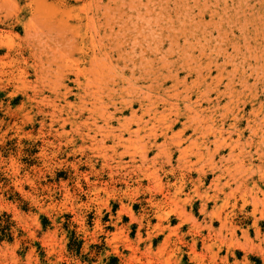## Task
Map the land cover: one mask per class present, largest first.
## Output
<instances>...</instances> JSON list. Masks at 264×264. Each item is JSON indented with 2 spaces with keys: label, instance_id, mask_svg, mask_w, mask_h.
Here are the masks:
<instances>
[{
  "label": "rangeland",
  "instance_id": "rangeland-1",
  "mask_svg": "<svg viewBox=\"0 0 264 264\" xmlns=\"http://www.w3.org/2000/svg\"><path fill=\"white\" fill-rule=\"evenodd\" d=\"M15 1L21 5L29 2L28 0ZM58 1L62 0H48V3L50 5ZM121 1H125L126 4ZM131 1L67 0V4L70 3L69 5L74 6L76 10L57 18L60 23L68 21L70 24L78 25L82 32H88L84 40L85 45L79 46L88 50L95 49L94 57L97 60L93 57L92 59L96 62L92 60L90 64V58L83 60L80 53L72 57L67 56L70 59L63 57V61L59 60L58 63L63 65L62 62H65L67 67L53 64L52 69H58L59 74L62 70L61 75L67 73L64 79L61 78L62 76L58 77L57 71L54 73L53 70L50 74L44 71L45 77L39 72L36 74L32 66L36 58L29 52H25L24 56L30 66L29 73L24 83L15 81L10 76L11 71L16 68L15 64L11 63V59L3 56L6 48L2 53L0 52V56L4 58L0 59V216L3 224L7 219L12 223V240L7 237L0 243V264H264V143H262L264 142V136H262L264 135V0H187L185 4H188V7L182 4L181 0H168V2L162 0L161 3L160 0H155L158 1L154 2L156 6L150 3L152 0H141L143 2L140 3L141 6L140 0ZM146 1L149 2L146 3ZM144 2L147 5L144 6ZM10 3L13 4V1L10 0ZM2 4L3 0H0V22L8 14L5 11L7 6L4 7ZM104 4L109 11L106 9V12ZM128 4L129 6L131 4L129 8ZM152 4L153 7L155 6V11L149 12L148 9ZM116 5L119 6L117 11L120 10V13L125 9L121 17L115 11ZM158 5L168 7L164 9V7L159 8L161 6ZM9 6L13 8L12 5ZM95 6L100 8L101 13L109 15L108 12H110L107 19L104 16L94 21L87 18L93 14L91 8ZM132 6L139 8L131 9ZM146 6H148L147 10ZM138 9L142 13L145 11L144 16L141 14L143 16L141 19H138L141 16L136 18L140 15H137ZM159 9H162L163 14L161 11L158 12ZM146 11L153 15L147 16ZM184 11H189L188 15L191 19L189 16H183L186 13ZM168 12L173 24L167 19ZM128 13L129 19L125 15ZM112 15H114L113 20H110ZM177 15L179 18L176 17ZM162 17L166 21L162 20ZM158 18L162 21H158ZM154 19L158 22L157 26L160 27L161 24L166 29L162 26L156 27L153 24ZM193 19H196L195 22ZM106 20L108 22H105ZM114 20L120 24L117 25ZM91 21L94 23L90 27ZM147 21L152 22L151 25ZM135 22H137L136 25H134ZM145 22L149 28H146V24L143 25ZM245 22L247 24H244ZM129 23L132 24L129 25L131 28L139 25L135 30L139 29L140 33H146L145 30H151L150 27H155L156 33H159L162 28L160 31L162 38L160 33H157L158 38L155 37L158 40L160 37L164 41L158 42L154 39L160 45L154 44V40H151V37L154 38L153 35H155L151 34L153 28L150 31L152 36L144 37L145 40L142 41L143 33L138 35V30L134 32L133 28L130 30L127 26ZM168 23H171L173 28ZM95 24L101 25L100 33L93 30L96 28ZM121 24H124V27ZM0 25L1 29H7ZM167 25H169L168 29ZM111 26L112 30L119 34L121 31L117 28L122 30L128 27V32L124 34L125 30H123L122 33L129 37L124 38L121 34L122 36L118 38L120 35L117 36L116 32L112 33H115L113 37H110L111 35L105 37L103 31L111 30ZM141 26L146 29H140ZM188 27L192 31H188ZM91 31L96 33V37L102 43L93 44L94 41L90 37ZM167 32L169 37L175 35L174 40L176 42L178 39L179 45L177 42V44L172 43L174 40L167 37ZM60 33L63 35V32ZM15 34L17 37L13 35L4 43L8 44L11 40L21 42L25 37L23 26L16 24ZM135 35H137L135 39L138 40L136 44L135 41L134 43L131 41L135 40L132 37ZM110 38L114 39L111 41ZM147 38L151 41H147ZM115 39L118 44L120 40H122L121 44L125 43L118 46ZM169 41H172V44ZM148 42L150 43L148 46L156 45L160 50L152 49L156 51L155 54L152 53L151 47L147 46ZM142 43L140 48L145 52L141 53L146 56L145 60L153 57L152 62L150 59L145 62L143 58H140L143 57L140 56L141 53H137ZM116 44L118 47L115 46V48L113 45ZM134 44L136 47L133 46ZM183 44L185 47H182ZM187 44L188 47H186ZM112 46L115 49H112ZM183 49H186L185 53ZM105 51L109 55H106ZM121 51L122 57L118 56ZM132 51L137 53L133 54L137 55L136 57L132 56ZM101 55H104V60ZM99 57L102 60H98ZM132 59L133 61H130ZM140 59L142 63L145 62L148 65L145 63L144 67L139 65ZM163 59L167 60L166 62H172L169 64V67H172L170 71L167 70L168 67L163 66L166 63ZM110 61L116 67L115 72L118 76L116 73L114 76L119 78L116 80L117 83H113V80H105L113 73L111 65L108 66L111 64ZM149 63L157 65V71L160 70L158 85H156L161 88L157 91L161 96L158 94L156 96L164 98H160L157 116L143 130V135L144 132L148 133L150 125H153L154 127L150 128L154 130L156 128L159 135L158 144L164 143L163 131L176 120L179 112H186L183 105L185 92V95L190 93L188 96L191 97L192 103L198 101V95L202 93L211 97L209 101H206L207 98L202 101V107L206 110L203 113L206 120L200 121L201 117H198L197 120L201 125H207V120L220 122L226 117L228 118L227 128L228 123L232 121L233 111L232 108L230 109L232 112L229 111L232 99L228 102L226 99L232 97L233 93V100H238L236 101L238 111L244 109L246 115L243 123L237 127L244 129V134L239 141L241 147L238 146L239 149L237 147L234 152L236 155L234 158L229 156L230 149L224 147L220 148V153L214 157L206 155L203 161L195 157L194 152L197 148L192 146L187 152L190 162L184 166L176 161L178 152L174 150L173 140L170 139L173 130L169 129L170 137L167 142L161 149L152 148L146 157L147 160L142 161L141 152L144 149L138 137L126 142L115 152L111 146L112 141L103 143L100 140L101 136L89 129L93 126L94 118L98 124L104 125V117H108L111 114L110 111L117 113L111 123L113 127H119V120L131 116L132 110H135L138 115L141 114L139 103H135L133 108L119 104L118 107L124 108L122 112L116 111L111 101L131 98L127 94L132 89L129 83L127 85L130 78L135 85L132 95L136 94V88L144 89V93L149 92L150 90L146 87L149 82L140 77L141 74L144 76V70L150 65ZM132 64H137L139 67L134 65L133 68ZM78 67L82 68L83 73L86 72L84 75L91 80L92 90L101 91L100 87H96L99 83L106 93L108 92L106 87L109 88L112 85L111 89H115H113L115 94L113 99L110 101L104 93V102L101 103L102 105L98 103L93 108L95 109L93 112L80 110L81 104L77 94L84 89L76 81L77 69L75 68ZM66 70L67 72H64ZM131 71L132 74H130ZM120 72L129 77L127 81L122 82L123 77ZM244 72L245 77H248L250 89L240 84L239 78ZM84 75L79 76L81 81L85 79ZM257 75L258 78H256ZM56 76L61 78L60 82ZM163 76L167 77L164 79ZM50 82L52 85L59 82L61 89L52 91ZM227 82H232L230 88L233 89L234 86L236 92L227 93L232 90L230 88L226 90ZM121 85H126L127 88L123 86L124 89ZM65 86L70 87L68 100L61 96L66 90H64ZM171 86L173 87L170 88ZM190 86L192 89L187 90ZM205 87H207V93ZM217 88L228 95L224 94L219 98L220 100L217 99L215 94ZM176 89L180 91L176 92ZM167 94H171L170 98L166 96ZM162 99L167 100L162 101ZM89 116L90 121L87 122L86 119ZM209 116L213 119H209ZM248 117L250 124L246 120ZM147 118L149 119L148 116ZM185 121V117H182L174 131L182 128ZM249 125L252 130L248 129ZM191 134L193 132L189 130L188 135ZM94 136L97 140L93 139ZM233 137L238 139L237 132L233 133ZM210 139L212 141L214 137L210 136ZM187 144L184 143V146ZM123 147H126L125 150L128 152H125ZM169 148L174 154L170 161H168ZM211 148V151H214V144H211ZM131 156L135 159L132 160ZM227 163L234 166L231 172L235 168L232 172L235 174L231 173L230 177L226 174L222 179L223 182L229 180L230 187H226L225 191L217 188L213 180L221 172L219 167ZM182 173L186 175V187L183 191H179L177 186ZM198 174L203 175L202 181L196 186L193 180L197 179Z\"/></svg>",
  "mask_w": 264,
  "mask_h": 264
},
{
  "label": "bare ground",
  "instance_id": "bare-ground-1",
  "mask_svg": "<svg viewBox=\"0 0 264 264\" xmlns=\"http://www.w3.org/2000/svg\"><path fill=\"white\" fill-rule=\"evenodd\" d=\"M13 1V4H11L10 3V0H6V1H4L3 0V6L4 7H6V10L5 11H7L8 12V14H7V16H5V18H4V20L2 19V22H0V24H2L3 26H5V27H7V29H1V27H0V52L2 53L3 52V50H5L4 48H6V52H5V55H3L4 57H7V58H9V59H11L12 61H11V63H13V64H15V69L14 70H12L11 71V74H10V76H11V78L13 79V80H18V81H20L21 83L23 82L24 83V80H25V78H26V75L29 73V68H30V66H29V64H28V60H27V58H25V52H29L30 53V55L33 57H35L36 58V61H35V63H33V68L36 70V74L39 72L40 74H43L44 75V77H45V74H44V71H47V73L49 72V74L50 73H52V70H53V72L54 71H57L58 69H52L53 67H52V65L53 64H55V66H56V64L57 65H59L60 63H58V61L59 60H61V61H63V57H67V56H69V57H72L74 54H76V53H80V55L82 56V58H83V60L84 59H87V58H90V64H92L91 63V61L93 60L92 58L95 56V49L93 50V49H91V50H88V48H85V47H83V46H79L80 44L81 45H85V37L86 36H88V32H82L81 31V28L78 26V25H73V24H70L68 21H65V22H63V23H60L59 22V20H58V18H57V16H60V17H63L64 16V14H68V13H70V12H72V11H75L76 10V8L74 7V6H71V5H69L70 3H68L67 4V0H62V1H58V3H55V4H50L49 5V3H48V0H28L29 2H27L26 4H24V5H21L19 2H17V1H15V0H12ZM75 1H77V0H75ZM131 1V0H130ZM137 1V0H136ZM136 1H135V3H136ZM161 1L162 0H160V3H161ZM165 1V0H164ZM194 1V0H193ZM245 1V0H244ZM257 1V0H256ZM122 2V1H121ZM120 2V3H121ZM124 2V3H123ZM122 3L123 4H126L125 3V1H123ZM132 2V1H131ZM130 2V3H131ZM142 1L140 0V2H139V4L141 3ZM147 2H149V1H146V3ZM154 2H158V1H155V0H152V2L150 1V3H153L154 4ZM167 2H168V0H167ZM181 2H182V4H185V3H187V0H181ZM180 2V3H181ZM5 3V4H4ZM8 3V4H7ZM86 3V2H85ZM88 3H89V1H88ZM143 3V2H142ZM145 2H144V6L145 5H147ZM177 3V2H176ZM180 3H178V5L180 4ZM73 4V3H72ZM75 4V3H74ZM94 4H96V3H94ZM122 4V5H123ZM134 4V3H133ZM153 4H152V6H150L151 8H149L148 9V6H146L147 8H146V10L148 9V11L150 12V10H151V12H154L155 11V6L153 7ZM158 4V3H157ZM235 4H237V3H235ZM239 4V3H238ZM9 5H12V7L13 8H10V6ZM97 5V4H96ZM98 5H99V3H98ZM103 5V4H102ZM106 5H108V2H106ZM105 4H104V9L106 10V9H108V8H106L105 6H106ZM110 5V4H109ZM119 5H121V4H119ZM136 5H138V4H136ZM135 5V6H136ZM188 5V4H187ZM186 4H185V6H187ZM113 7H114V5H112ZM124 6V5H123ZM130 6H131V4H130ZM129 6V4H128V8L130 7ZM134 6V7H135ZM140 6H141V4H140ZM158 6H161V7H159V8H163L164 6H162V5H158ZM157 6V7H158ZM166 6V5H165ZM180 6V5H179ZM189 6V5H188ZM187 6V7H188ZM253 6V5H252ZM102 7V6H101ZM108 7V6H107ZM109 7H111V6H109ZM113 7H111V9L113 8ZM117 7H119V6H117L116 5V8ZM168 7V6H167ZM166 7V8H167ZM1 8V7H0ZM135 8H139L138 6L137 7H135ZM135 8H133V6L131 7V9H135ZM152 8H153V10H152ZM165 7H164V9H166ZM178 8V7H177ZM9 9V10H8ZM84 9V8H83ZM87 9V8H86ZM104 9H103V11H104ZM171 9V8H170ZM85 10V9H84ZM98 10H100V8L99 7H93V8H91V12H93V14L91 15V16H88L87 18H89L90 20H95V19H97V18H99L100 19V17L101 16H104L105 17V19H107V16H109L110 15V12H108L109 13V15L108 14H106V13H104V12H102L101 13V10L100 11H98ZM115 10V9H114ZM118 10V8L115 10L117 13H119V17H121L122 15L121 14H124L123 13V11L125 12V9L124 10H121L122 12L120 13L119 11H117ZM130 10V9H129ZM139 10V9H138ZM158 10V9H157ZM162 10V9H161ZM160 9H159V11L158 12H160L161 11ZM174 10V9H173ZM224 10V9H223ZM108 11H109V9H108ZM136 11H137V9H136ZM175 11V10H174ZM179 11H180V9H179ZM217 11V10H216ZM106 12H107V10H106ZM113 12V11H112ZM111 12V13H112ZM145 12V11H144ZM143 12V13H144ZM147 12V11H146ZM149 12H147V16H149L150 15V13ZM176 12V11H175ZM184 12H186V11H184ZM189 12V11H188ZM188 12H186L187 13V15H186V13H184V15H183V13H182V15L183 16H189L188 15ZM201 12V11H200ZM142 12H141V10H139V13L137 12V15L138 14H140L139 16H137L136 18H138V17H140V18H138V19H141V18H143V16H144V14H143ZM249 13V12H248ZM86 14H87V12H86ZM113 14V13H112ZM114 14H115V12H114ZM143 16H142V15ZM152 15H153V13H151ZM158 15L160 14V13H157ZM161 14H163L162 13V11H161ZM169 14V12L167 13V15ZM200 14V13H199ZM87 15H89V14H87ZM118 15V14H117ZM126 15V17L129 15V13L128 14H125ZM130 15H131V13H130ZM152 15H150V16H152ZM158 15H157V17H158ZM165 15V14H164ZM178 15H180V14H178ZM176 16V17H178L179 18V16ZM239 15V14H238ZM237 15V16H238ZM260 15V14H259ZM55 16H56V18H55ZM146 16V15H145ZM149 16V17H150ZM195 16V15H194ZM114 17V15H112L111 16V18H109L110 20H113L112 18ZM118 17V16H117ZM116 17V18H117ZM204 17V16H203ZM6 18H8L7 19V21H5V19ZM124 18H125V16H124ZM128 19H129V17H127ZM135 18V17H134ZM145 18H147V17H145ZM144 18V19H145ZM170 18V15H168V17H167V19L170 21H173L172 19H169ZM183 18V17H182ZM199 18V17H198ZM115 19V18H114ZM117 19H119V18H117ZM117 19H115V20H117ZM127 19V20H128ZM150 19H152V18H150ZM149 19V20H150ZM157 19V18H156ZM162 20H164V21H166V19H163V17L161 18ZM160 18H158V21H162ZM177 19V18H176ZM189 19H191V17L189 16ZM115 20H114V23H116L115 22ZM119 20H124V19H119ZM127 20H125V21H127ZM137 20V19H136ZM135 20V21H136ZM179 21H180V19H178ZM182 20V19H181ZM196 20V19H195ZM195 20L193 19V21L195 22ZM0 21H1V19H0ZM93 21H91V24L89 25L90 27L92 26V24L94 23ZM141 22H144V20H140ZM151 21V20H150ZM154 21V23L153 24H155L156 25V27H159V26H157V24H158V22L157 21H155V19L153 20ZM170 21V22H171ZM212 21V20H211ZM87 22H88V20H87ZM101 22V21H100ZM105 22H108V20H106ZM110 22V21H109ZM130 22V21H129ZM131 22H132V24H133V21L131 20ZM148 22V21H147ZM168 22V21H167ZM121 23H123V22H121ZM140 23V22H139ZM150 25H151V23L152 22H148ZM172 23V22H171ZM171 23H168V24H171ZM184 23H186V21L184 22ZM190 23V22H189ZM199 23V22H198ZM250 23V22H249ZM248 23V24H249ZM16 24H20L21 26H23V28H24V31H25V39L23 38V40L20 42V41H15V40H11L8 44H5L4 43V41L5 40H10L12 37H13V35H15V37H17L16 35L17 34H15V28H16ZM88 24V23H87ZM101 24H102V22H101ZM106 24H108V23H106ZM117 25L118 24H120V23H118V21H117V23H116ZM125 24V26H126V23H124ZM123 24V25H124ZM131 23H129V24H127V26L129 27V25H130ZM131 24V25H132ZM137 24V22H135V24L134 25H136ZM141 24V23H140ZM143 24V23H142ZM146 24V25H145ZM173 24V23H172ZM172 24H171V26H172ZM200 24V23H199ZM243 24V23H242ZM244 24H247V22H245ZM110 25H112V24H110ZM109 25V26H110ZM122 25V24H121ZM121 25H119V27L121 26ZM122 25V27H124ZM143 25H145L146 26V28L148 27V24L145 22ZM203 25V24H202ZM1 26V25H0ZM105 26V25H104ZM162 25L160 24V27H161ZM169 25H167V29L169 28L168 27ZM184 26V24L182 23V27ZM193 26V25H192ZM89 27V28H90ZM95 29H93V30H96V32L97 33H100V28H101V25L100 24H95ZM107 27V26H106ZM127 27V28H128ZM139 27V25L138 26H135L134 28H133V26H132V28L134 29V30H132V28L131 27H129L130 28V30H132L133 32L134 31H137L138 30V32H137V34L138 35H140L141 33H143V32H139V29H137V30H135L136 28H138ZM142 27V26H141ZM140 27V29H143V27L141 28ZM159 27V28H160ZM181 26H180V28H182ZM190 27V26H189ZM188 27V28H189ZM195 27V26H194ZM111 28V30H108L107 32L104 30L103 31V33H104V35H105V37H108V36H110V37H113V35H115V33L114 34H112L113 32H116L115 30H112V26L110 27ZM109 27H108V29H110ZM126 28V27H125ZM127 28L126 29H122V30H119V28H117L118 29V31H121V34L123 35V33H122V31L123 30H125L124 31V34H125V32L127 33L128 32V30H127ZM145 28V29H146ZM149 28V27H148ZM151 28V30H152V28H153V31L155 30L154 28L155 27H150ZM162 28H165V26H162ZM162 28H161V30L160 31H162ZM171 28H173V26L171 27ZM185 28V27H184ZM188 28H186V29H188ZM145 29H143V30H145ZM166 29V28H165ZM183 29V28H182ZM185 29V30H186ZM91 30V29H90ZM127 30V31H126ZM129 30V31H130ZM143 30H141V31H143ZM151 30H149V29H146L145 31H146V33H143L142 35V41H144L145 39H144V37L146 38V37H148L149 35L150 36H152L151 34H155V35H153L154 36V38L153 37H151V40L153 39H156V37L158 38V36H157V33H156V31L157 30H155V33H153V31H151ZM242 30V29H241ZM147 31H149V32H147ZM150 31H151V34H150ZM159 31V33H160V37L162 36V34H161V32ZM168 31V30H167ZM181 31V30H180ZM188 31H192V29H190L189 28V30ZM60 32H63V35H61V33ZM65 32V33H64ZM108 32H110L109 34H108ZM182 32V31H181ZM59 33V34H58ZM117 33V32H116ZM148 33V34H147ZM158 33V34H159ZM169 33H171V32H169ZM195 33V32H194ZM96 34V33H95ZM92 31H91V33H90V37L93 39V41H94V43L93 44H97V42H100V39L98 38V37H96V35H95ZM121 34H119V32L116 34L117 36L118 35H120V36H118V38H120L122 35ZM145 34H147V36L145 35ZM183 34H185V33H183ZM100 35V34H99ZM98 35V36H99ZM130 35V34H129ZM145 35V36H144ZM166 35H168L167 37H169V34H168V32L166 33ZM178 35V34H177ZM192 35H194L193 33H192ZM101 36V35H100ZM129 37L128 35H123L122 37ZM137 35H135V36H132V37H134V39H135V37H136ZM156 36V37H155ZM164 36V35H163ZM171 36H172V33H171ZM189 36V35H188ZM159 37V40L160 41H162L161 40V38ZM178 37V36H177ZM198 37V36H197ZM90 38V39H91ZM96 38V39H95ZM114 38H115V36H114ZM114 38H110L111 39V41L114 39ZM117 38V37H116ZM117 38V39H118ZM123 38V39H124ZM164 38H166V36L164 37ZM170 38V40H171V38H173V40H174V38H175V35H174V37H169ZM179 38V37H178ZM185 38V37H184ZM99 39V40H98ZM103 39H104V37H103ZM117 39H115V41H116V43L118 42L117 41ZM122 39V38H121ZM122 39V40H123ZM139 39V38H138ZM176 39V38H175ZM122 40H120V42L122 41ZM126 40V39H125ZM136 40L137 39H135V40H131L132 42L133 41H135V44L137 43L136 42ZM151 40H148V38H147V41H151ZM152 40V41H153ZM156 40H158V39H156ZM159 40H158V42H159ZM188 40V39H187ZM199 40V39H198ZM102 41V40H101ZM108 41V40H107ZM138 41V40H137ZM139 41H141V40H139ZM164 41V40H163ZM162 41V42H163ZM184 41H185V39H184ZM189 41V40H188ZM191 41V40H190ZM197 41V40H196ZM104 42H106V41H104ZM119 42V44H118V46H120V45H123V43H125V42H123L122 44ZM153 42H155V40L153 41ZM170 43L172 42V41H169ZM176 42L178 43V45H179V42H178V39L176 40ZM175 42V40H174V42H172V43H174V44H177ZM100 43H102V42H100ZM99 43V44H100ZM134 43V42H133ZM132 43V44H133ZM140 42H138V44H139ZM149 43V42H148ZM161 43V42H160ZM171 43V44H172ZM117 44L116 45H113L114 47L116 46V47H118L117 46ZM127 44V43H126ZM133 45L134 47H136V45ZM137 44V45H138ZM146 44V43H145ZM154 44H159V43H154ZM162 44V43H161ZM109 45V44H108ZM107 45V46H108ZM111 45V44H110ZM143 45V43L142 44H140L139 45V48L141 47ZM148 45H150V43L149 44H147V46ZM153 45V44H152ZM156 45H154V46H156ZM160 45V44H159ZM169 45V44H168ZM186 45V44H185ZM4 46H6V47H4ZM112 46V47H113ZM154 46L153 47H151V46H148V47H151V49L150 50H152V49H157L158 47V45L154 48ZM180 46H182V45H180ZM189 45L187 44V46L186 47H188ZM112 47H110V48H112ZM112 48V49H115V48ZM133 47V48H134ZM144 47V46H143ZM169 47H170V45H169ZM182 47H185L184 46V44H183V46ZM264 47V46H263ZM168 48V47H167ZM166 48V49H167ZM173 48V47H172ZM171 48V49H172ZM111 49V50H112ZM121 49V48H120ZM170 49V48H169ZM121 50H123V49H121ZM140 51H138L137 53L138 54H140L141 52H145V51H143V49H139ZM158 51L160 50V49H157ZM164 50V49H163ZM186 50V49H185ZM185 50L183 49V51H184V53H185ZM134 51V50H133ZM132 51V52H133ZM153 51H155V50H152V53H156V51L155 52H153ZM173 51V50H172ZM102 52H103V50H102ZM106 53V55H109V54H107L108 52L107 51H105ZM127 52H128V50H127ZM131 52V53H132ZM120 53H122V51L121 52H119V54H118V56H120L121 54ZM136 52H133L132 53V56L133 57H136V56H134L133 54H135ZM136 53V54H137ZM143 53H141L140 54V56L142 55L143 56ZM173 53V52H172ZM188 53V52H187ZM191 53V52H190ZM91 54V55H90ZM249 55V54H248ZM3 56H0V59H4V58H2ZM102 56V55H101ZM131 56V55H130ZM185 56V55H184ZM69 57H67L68 59H70ZM106 57V56H105ZM117 57V56H116ZM121 57H122V55H121ZM145 57V58H144ZM148 57H149V55H148ZM147 57V58H148ZM162 57V56H161ZM189 57V56H188ZM131 58V57H130ZM140 58H143L144 60L146 59V56H143V57H140ZM153 58V57H152ZM151 58V59H152ZM163 58V57H162ZM251 58V57H250ZM71 59H73V58H71ZM94 59L95 60H97L95 57H94ZM102 59L104 60V55L102 56ZM101 59V57H99L98 58V60H102ZM110 59V58H109ZM150 59V58H149ZM149 59H147V60H145V62H147ZM150 59V60H151ZM157 59H158V57H157ZM157 59H155L156 61H160V60H157ZM67 60V59H66ZM95 60H93L94 61V63L96 62ZM164 60V59H163ZM2 61V60H1ZM4 61V60H3ZM60 61V62H61ZM92 61V62H93ZM130 61H133V59L132 60H130ZM140 61V63H138L139 65H142L143 67H144V63H142L141 62V59L139 60ZM138 61V62H139ZM165 62L167 61V60H164ZM164 61H161V62H164ZM97 62H99V61H97ZM105 62V61H104ZM151 62H152V60H151ZM164 62V63H165ZM182 62V61H181ZM187 62V61H186ZM216 62V61H215ZM63 63V65H61V66H66V64L67 63H65V62H62ZM65 63V64H64ZM93 63V64H94ZM110 63L111 64H109L108 66H110L112 69H113V73H112V71H111V73H112V75H108V79L106 78L105 80H107V81H112L113 80V83L115 82V83H117V81L116 80H118L119 78L118 77H116V76H114L115 75V68L116 67H114V64H112V62L110 61ZM163 63V64H164ZM170 63H172V62H170ZM169 62H166L163 66L164 67H168L167 68V70L168 71H170V68H172V67H169V64H170ZM199 63H200V61H199ZM210 63H212V62H210ZM48 64H49V66H48ZM108 64V63H107ZM126 64H127V62H126ZM125 64V65H126ZM146 64V63H145ZM150 64V63H149ZM153 63H151L148 67H146V70H144L145 71V74H144V76H142V74H141V76L140 77H142L143 79H145V81H147V82H149V85H147L146 87L150 90L148 93L146 92V93H144V89H140V88H136L135 90H136V94H134V95H132V90H133V88L135 87V85H134V82H132L133 80L130 78L129 79V81L127 82V85H129L130 84V86L132 87V89L130 90V91H125V92H127V94H128V96H131V98L129 99V98H127V99H125V98H121L122 100L121 101H114V100H112L113 99V97L115 96V94H114V90L113 89H111L112 88V85L109 87V88H107L106 86H104V87H106V91H108L107 93L106 92H104L103 91V87L101 88V83H99V84H97L96 85V87H100L99 88V90H101V91H95V90H92L93 88H91V80L89 79V78H87L85 75H84V73H86V72H84L83 73V69L82 68H75V69H77V73H76V76H77V83H79V86L81 85V87L84 89V90H80V92L77 94V96H78V98H79V100H80V104H81V107H80V110H81V112H83V111H86V112H93L94 110H93V108L94 107H96L97 106V104L99 103V105L102 103V102H104V93H106V96H108V98H109V100L111 101V103L113 104V106H115V110L116 111H122L123 112V109L124 108H122V106H120V107H118V105L120 104V105H125V106H128V107H131V108H133L134 107V104L135 103H139V105H140V108H141V114L140 115H138L137 113H136V111L134 110H132V114H131V116H127V117H124V119L123 120H119V123H120V125H119V127H113L112 125H111V123H112V120L116 117V112H113L112 113V111H110L111 112V114H109L108 115V117H104L105 119H104V125H102V123L101 124H98V121L97 120H95L96 118H94L93 120H92V128L91 127H89V129L90 130H93L96 134H99L100 136V140L103 142V143H106L107 141H112L113 142V144L111 145L112 146V148H113V150L116 152L118 149H119V147H121V146H124L125 145V143L126 142H128V141H131L134 137H138V139L140 140V142H141V144H142V147H143V151L141 152V160L142 161H146L147 160V156H148V153H149V151L152 149V148H154V147H157V148H159V149H161V147L167 142V140L169 139V129H171V130H173V135H172V137H170V139H172L173 140V143H174V150L176 151V152H178V156H177V162L178 163H180V164H183L184 166H185V164H187V163H189L190 162V160H188V158H189V156H188V154H187V152L189 151V149H190V147H192V146H196V148H197V150L194 152V154H195V157H197L198 159H200V160H203L204 161V157L206 156V155H208L209 157H214V155H217L218 153H220V148H224V147H227V148H229L230 149V157H232V158H234L236 155H235V151H236V149H237V147L238 146H240V144H239V141L241 140L240 138L243 136V134H244V129H242L241 130V128H237V127H239L242 123H243V120H245V117H246V115H245V113H244V109H241V110H239L238 111V104H236V101H238V100H233V93L232 92H236L235 90H234V86H233V89L232 88H230L231 87V84H232V82L230 83V82H227L226 83V87H227V89L226 90H228V88H230V89H232V90H230V91H228L227 93L228 94H231L232 93V97H229L228 99H226L227 100V102H228V100L229 99H232V101L230 100V104L232 105L230 108H229V111H231L230 109L232 108V111H233V113H232V121L230 122V123H228V127L226 128V125H227V119H226V117H224L225 119H223L222 121H220V122H216V121H206V124L207 125H201V123L197 120L198 119V117L200 118V121H201V119H203L202 121H204V119L206 120V116H204V112L206 111L205 109H203V107H202V101L205 99V98H207V100L206 101H209L210 100V96H207L206 94H204V93H202V94H200V95H198V101H194V103H192L191 102V97L190 96H188L187 94L185 95V93H183L184 95L183 96H185V104L183 103V105H185V111L186 112H183V111H181V112H179L180 114L178 115L177 113V118H176V120L175 121H172L171 122V125L168 127V128H166L164 131H163V133H162V136L165 138V141H164V143L162 142V144L161 145H159L158 143V137H159V135L157 134V132H156V128H155V130H154V128H150L151 126H153V125H150V127H149V129H148V133L146 132H144V135H143V130H145V128H146V126H149L148 124L150 123V122H153V120L155 119V117L157 116V106H158V102H159V100H161L160 98H164V97H158V96H161V95H159L158 94V90H160L161 88L160 87H157V82L159 81V77H160V75L158 74V71H160V70H158L157 71V69H156V66H154V65H152ZM101 65V64H100ZM135 65V64H134ZM133 64H132V67L134 66ZM146 65H148V64H146ZM1 66V65H0ZM45 66H46V68H45ZM64 66V67H65ZM116 66V65H115ZM123 66V65H122ZM121 66V67H122ZM135 66H137V68L139 67L137 64L135 65ZM162 66V65H161ZM160 66V67H161ZM192 66H194V65H192ZM220 66H222L223 67V65H220ZM220 66H217L218 68H220ZM256 66V65H255ZM11 67V66H10ZM60 67V66H59ZM64 67H62V69L64 68ZM67 67V66H66ZM101 67V66H100ZM121 67H120V69H121ZM128 67V66H127ZM130 67V66H129ZM187 68L189 67V65L188 66H186ZM200 67V66H199ZM201 67H202V65H201ZM201 67H200V69H201ZM106 68V67H105ZM125 68V67H124ZM134 68V67H133ZM132 68V69H133ZM157 68H159V66L157 67ZM182 68V67H181ZM224 68V67H223ZM59 69H61V68H59ZM123 69V68H122ZM130 69H131V67H130ZM197 69V68H196ZM210 69V68H209ZM87 70V69H86ZM179 70V69H178ZM177 70V71H178ZM190 70V69H189ZM207 70H208V67H207ZM71 72H72V70H70ZM99 71V70H98ZM140 71V70H139ZM64 72H67V70L66 71H64ZM109 72V71H108ZM189 72V71H188ZM46 73V72H45ZM55 73V72H54ZM57 73H58V77L60 76H62L61 78L62 79H64L65 77H67V73L64 75H61V73H63V71L61 70V73L59 74V71H57ZM121 74V77H123L122 78V82L123 81H127L128 80V78L124 75V73H122V72H120ZM139 73V72H138ZM144 73V72H143ZM160 73V72H159ZM169 73V72H168ZM177 72H175V74H176ZM81 74H83L84 75V77H85V79L83 80V81H81L80 79H79V76L81 75ZM108 74V73H107ZM130 74H132V71L130 72ZM129 74V76L131 77V75ZM170 74H174V73H172V72H170ZM199 74H201V73H199ZM198 74V75H199ZM116 75H117V73H116ZM177 75V74H176ZM38 76V75H37ZM41 76V75H40ZM118 76V75H117ZM133 76H136V75H133ZM170 76V75H169ZM51 77V76H50ZM57 77V76H56ZM56 77L54 78L55 80H56ZM57 77V79H58V81L60 82V79ZM69 77V76H68ZM101 77V76H100ZM106 77V76H105ZM137 77H138V75H137ZM164 77H167V76H163V78ZM171 77H172V75H171ZM171 77H169V78H171ZM175 77H177V76H175ZM205 77V76H204ZM204 77H201V78H204ZM8 78V77H7ZM94 78V77H93ZM102 78V77H101ZM136 78V77H135ZM135 78H134V80H135ZM216 78V77H215ZM256 78H258V75H257V77ZM9 79V78H8ZM39 79H40V77H39ZM45 79V78H44ZM165 79V78H164ZM240 80V84L243 86V87H247L248 89H250L249 87H251L250 85H249V82H248V77H245V72L244 73H242L241 74V77L239 78ZM178 80V79H177ZM27 81V80H26ZM43 81V80H42ZM107 81H105L106 83V85H108L107 84ZM136 81H137V78H136ZM209 81V80H208ZM48 82V81H47ZM59 82L57 83V84H59ZM161 82V81H160ZM176 82V81H175ZM17 83H19V82H17ZM20 83V84H21ZM51 83V82H50ZM53 84L52 85V83H51V85L50 84H48V85H50V89H52V91H56V90H59V89H61V87H60V84L59 85H57V84ZM62 83V82H61ZM129 83V84H128ZM138 83V82H137ZM180 83V82H179ZM182 83H184V82H182ZM208 83H210V82H208ZM36 84V83H35ZM93 84V83H92ZM104 84V83H103ZM157 84V85H156ZM214 84V83H213ZM220 84V83H219ZM54 85L57 87H54ZM134 85V86H133ZM138 85V84H137ZM136 85V86H137ZM142 85V84H141ZM145 85V84H144ZM161 85V87H163V85L162 84H160ZM185 85H186V82H185ZM22 85H20V87H21ZM122 86V85H121ZM123 86H125L126 87V85H123ZM122 86V87H123ZM174 86V85H173ZM173 86H171L170 88H172ZM176 86V85H175ZM187 86V85H186ZM80 87V88H81ZM85 87H87V88H89V89H86ZM138 87H140V86H138ZM70 87H67V86H65V88H64V90H65V92H63L62 93V97L65 99V100H68V94L70 93V89H69ZM98 88H95L96 90H98ZM116 88V87H115ZM124 88V87H123ZM127 88V87H126ZM188 88H191V86L190 87H187V90H189ZM214 88V87H213ZM253 88V87H252ZM125 89V88H124ZM167 89H169V87L167 88ZM186 89V88H185ZM192 89V88H191ZM255 89V88H254ZM165 90V89H164ZM177 90V89H176ZM176 90H174V91H176ZM187 90H185V91H187ZM202 90V89H201ZM214 90V89H213ZM134 91V90H133ZM178 91H180V90H177L176 92H178ZM205 91H206V93H207V87H205ZM42 92V91H41ZM168 92V91H167ZM171 93H172V91H170ZM170 92H168V93H170ZM202 92V91H201ZM216 93V98L217 99H219L221 96H223L224 94H225V92L223 93L222 91H220L218 88H217V90L215 91ZM255 92H257V91H255ZM254 92V93H255ZM142 93V94H141ZM156 94H158V96H156ZM178 94V93H177ZM204 94V95H203ZM228 94H225V95H228ZM238 94V93H237ZM182 95V94H181ZM206 95V96H205ZM122 96V95H121ZM168 98H170V96H171V94H167L166 95ZM187 96V97H186ZM230 96V95H229ZM255 97H256V94L254 95ZM120 97V96H119ZM173 97V96H172ZM175 97H176V95H175ZM210 97V98H209ZM239 97V96H238ZM59 98V97H58ZM158 98V100H156ZM184 98V97H183ZM227 98V97H226ZM119 99V98H118ZM196 99V98H195ZM194 99V100H195ZM167 100V99H166ZM165 99H162V101H166ZM220 100V99H219ZM218 102V101H217ZM216 102V103H217ZM108 104V103H107ZM245 104V103H244ZM102 105V104H101ZM104 105V104H103ZM108 105H110V104H108ZM161 105V104H160ZM218 105V104H217ZM227 105V104H226ZM218 106H220V105H218ZM217 106V107H218ZM212 107H214V106H212ZM211 107V108H212ZM229 107V106H228ZM104 108H106V107H104ZM206 109H208V108H206ZM226 110H228L227 109V106H226ZM75 111V110H74ZM160 111V110H159ZM214 111V110H213ZM212 111V112H213ZM231 111V112H232ZM236 111V112H235ZM238 111V112H237ZM109 112V111H108ZM211 112V113H212ZM223 112V111H222ZM220 114H221V112H220ZM248 114V113H247ZM73 116H75V114H73ZM96 116V115H95ZM95 116H93V117H95ZM147 116L149 117V119L147 118ZM207 116H208V114H207ZM258 116V115H257ZM63 117V116H62ZM101 117H102V115H101ZM118 117V116H117ZM159 117V116H158ZM182 117H185V119H186V121L183 123V127L182 128H180V129H178L177 131H174L175 130V126H176V124H178V123H180L181 122V118ZM203 117H205V118H203ZM210 117V116H209ZM249 117H251V116H249ZM249 117L246 119L247 120V122H248V124H250V119H249ZM259 117V116H258ZM147 118V119H146ZM218 118V117H217ZM74 119H76V117L74 118ZM88 119V120H87ZM86 119V121L88 122V121H90L89 119H90V116L88 117ZM209 119H213V117H210ZM252 119V118H251ZM63 120H64V118H63ZM253 120H257V119H255V118H253ZM85 122V121H84ZM254 122V121H253ZM256 122H258V121H256ZM82 123V122H81ZM146 123V124H145ZM170 123V122H169ZM79 124V123H78ZM86 124H88V123H86ZM152 124H154V123H152ZM204 124V123H203ZM76 125V124H75ZM84 125V124H83ZM246 126H248V125H246ZM154 127V126H153ZM259 127V126H258ZM77 128V127H76ZM82 128V127H81ZM250 128V125H249V127H248V129ZM253 128H255L254 126H253ZM63 129V128H62ZM74 129V128H73ZM251 130H252V128H250ZM76 130H78V129H76ZM189 130H192V132H193V134H191V135H188V131ZM256 130V129H255ZM78 131H80V130H78ZM86 133H87V131H85ZM228 133V135H226L227 133ZM235 132H237V134H238V139H234V137H233V133H235ZM95 133H93L94 135H95ZM91 135H92V133H91ZM90 135V136H91ZM227 137H226V136ZM87 136V135H86ZM210 136H213L214 137V139L211 141V139H210ZM262 136H264V135H262ZM93 139L94 140H97V138L94 136L93 137ZM93 140V141H94ZM95 142H97V141H95ZM247 142V141H246ZM262 142V141H261ZM261 142H259V143H261ZM184 143H188L187 144V146H184ZM262 143H264V142H262ZM211 144H214V151H211L212 150V148H211ZM247 146V145H246ZM241 147V146H240ZM243 147V146H242ZM124 148V150L126 149V147H123ZM193 149V148H192ZM238 149H239V147H238ZM243 149H245V148H243ZM171 148H169L168 149V161H170V158H172L173 157V151L171 150ZM255 151H256V149H255ZM125 152H128V151H126L125 150ZM263 152V151H262ZM118 153V152H117ZM258 153H260V152H258ZM263 154H264V152H263ZM262 154V155H263ZM119 155V154H118ZM224 155V154H223ZM114 156H115V153H114ZM123 156V155H122ZM121 156V157H122ZM260 156V155H259ZM166 158H167V156H166ZM131 159L132 160H134L135 159V157L134 156H131ZM213 160V159H212ZM235 160H237V159H235ZM167 161V160H166ZM227 162V161H226ZM164 163V162H163ZM166 163H168V162H166ZM170 163V162H169ZM177 163V164H178ZM126 164V163H125ZM236 164V163H235ZM244 164V163H243ZM188 165V164H187ZM162 166V165H161ZM164 166V165H163ZM124 167V166H123ZM174 167V166H173ZM180 167V166H179ZM232 167H234V166H232L231 164H229V163H227V164H224L223 165V167H219V168H221L220 169V174H218L216 177H215V179L213 180L214 181V185H216L217 186V188L219 187L221 190H225V188L226 187H230V184H229V180L228 181H226V180H224L225 182H223V178H225V175L226 174H228L229 175V177H230V175H232V174H235V173H232L233 172V170L235 169V168H233V170H232V172H231V169H232ZM237 167H238V165H237ZM241 167V166H240ZM242 168V167H241ZM246 168V167H245ZM244 168V169H245ZM262 168V167H261ZM237 169V168H236ZM252 169V168H251ZM250 169V170H251ZM260 169V168H259ZM190 170V169H189ZM202 170H203V168H202ZM201 170V171H202ZM237 170H239V169H237ZM186 171H187V168H186ZM176 172V171H175ZM189 172V171H188ZM187 172V173H188ZM253 172V171H252ZM232 173V174H231ZM249 174V173H248ZM203 175V174H202ZM202 175H199L198 174V177H197V179H195V180H193V183L197 186L201 181H202ZM185 177H186V175H185V173H182L181 174V176H180V179H179V185L177 186V190H179V191H183V189L186 187V181H185ZM231 177H235V176H231ZM246 177H247V175H246ZM238 178V177H237ZM227 179V178H226ZM234 179V178H233ZM236 179V178H235ZM231 181V180H230ZM237 181V180H236ZM211 182V181H210ZM237 185V184H236ZM238 185H239V183H238ZM196 186H195V188H196ZM259 187V186H258ZM235 188V187H234ZM246 188V187H245ZM232 189V188H231ZM260 189H262V188H260ZM226 191V190H225ZM215 193V192H214ZM264 193V192H263ZM218 194H220V193H218ZM219 197H220V195H219ZM257 197V196H256ZM209 198V197H208ZM208 202V201H207ZM227 218V217H226ZM226 218H225V220H226ZM225 223V222H224ZM226 226V225H225ZM258 231V230H257Z\"/></svg>",
  "mask_w": 264,
  "mask_h": 264
},
{
  "label": "trees",
  "instance_id": "trees-1",
  "mask_svg": "<svg viewBox=\"0 0 264 264\" xmlns=\"http://www.w3.org/2000/svg\"><path fill=\"white\" fill-rule=\"evenodd\" d=\"M11 226L12 223L10 222L9 219L6 220V223L3 224L2 222V217L0 216V243L9 238V240H12L11 236Z\"/></svg>",
  "mask_w": 264,
  "mask_h": 264
}]
</instances>
